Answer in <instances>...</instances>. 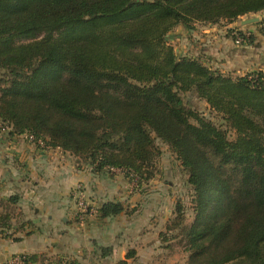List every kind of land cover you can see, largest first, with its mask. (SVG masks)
<instances>
[{"label":"trees","instance_id":"obj_1","mask_svg":"<svg viewBox=\"0 0 264 264\" xmlns=\"http://www.w3.org/2000/svg\"><path fill=\"white\" fill-rule=\"evenodd\" d=\"M263 10L264 0H0V125L136 187L158 175V141L193 192L192 222L177 204L165 227L186 264H264V75L232 77L167 41L178 26ZM186 94L220 124L187 106ZM121 212L96 208L100 218Z\"/></svg>","mask_w":264,"mask_h":264},{"label":"crops","instance_id":"obj_2","mask_svg":"<svg viewBox=\"0 0 264 264\" xmlns=\"http://www.w3.org/2000/svg\"><path fill=\"white\" fill-rule=\"evenodd\" d=\"M257 14L263 19L241 27L223 21L197 22L190 30L178 27L186 34L189 55L202 57L208 67L235 76L264 75L259 24L264 10ZM237 32L252 35L251 42L236 45ZM8 131L0 132V219L6 218L0 224L10 227L0 228V264L21 256L32 258V264H152L162 256L159 235L165 223L158 218L163 214V194H131L120 172L95 173L68 152L40 147L26 135ZM151 181L158 184L155 178ZM76 186L96 208L114 203L122 212L76 222L71 199ZM102 248L111 251L103 256Z\"/></svg>","mask_w":264,"mask_h":264},{"label":"rangeland","instance_id":"obj_3","mask_svg":"<svg viewBox=\"0 0 264 264\" xmlns=\"http://www.w3.org/2000/svg\"><path fill=\"white\" fill-rule=\"evenodd\" d=\"M259 17L262 18L263 15L262 14L260 15L250 14V15L243 16L235 21V25H236L235 27L243 26L241 22L247 19L257 18L259 20ZM251 24H248V25H251ZM185 38H186V34L184 32V29H182L181 27L176 28L171 33V35L167 37L168 44H170L176 50V53L178 56H185V55L190 54L188 53V50H187L189 48L188 40ZM224 74H227L226 71L224 72ZM232 77H235V75H232ZM183 101L187 106H189L195 112H197L198 115L206 119H209L210 121L216 124H220V120L218 116L212 111H210L209 107L204 101L198 100L197 98L192 97L188 94L183 96ZM228 137L229 139H232L233 133L229 132ZM156 144L160 150V157L157 162L159 172H158V175L155 177V180L158 184H154L155 182L151 181V182H148L147 184H143L141 187H136L134 186L133 183H130V193L134 194L136 192L141 191L140 194L143 193L148 196L149 195L151 196L152 194H154V191H155V194L156 193L163 194L161 196V199L164 200V205H163V210H162L163 214L159 216L158 218V220L161 218L160 219L161 225L165 223L164 224L165 226L159 235V241H160V244H162V248H163L159 251L160 253L159 255H162V256L157 258L155 261H153L154 263L152 264H155V263L156 264H186L187 254L184 251L183 244H180L178 239H171V235L173 234L169 232L167 233L165 230V227L167 223L169 222V220L172 218V215H170L171 214L170 212L173 213L177 204H180L183 207L185 221L188 224L192 222L193 211L191 208L192 206L191 200H192L193 192L190 186L187 184V176L182 171V168L179 162L176 160L175 156L170 153V151L167 149L165 145H162L158 141L156 142ZM114 172L117 173L119 171L117 170L111 171V173H114ZM146 185L149 186V188H146ZM159 186L163 188L161 190H157V187ZM72 202L74 206L73 199H72ZM129 210H132V209H127V211ZM84 221L85 220L78 221V223L84 222ZM163 235L169 241L166 240L165 242H163L161 240V237H163Z\"/></svg>","mask_w":264,"mask_h":264},{"label":"built area","instance_id":"obj_4","mask_svg":"<svg viewBox=\"0 0 264 264\" xmlns=\"http://www.w3.org/2000/svg\"><path fill=\"white\" fill-rule=\"evenodd\" d=\"M264 28V25H263ZM243 39L237 38L235 41L236 45L242 44ZM0 131H5L8 130L6 127H1ZM32 142H34L36 145L45 148L44 143L40 140L36 141L33 139V137H28ZM114 171V170H112ZM74 201V206H75V216L78 218L80 221H83L85 217L88 216H93L96 214V208L88 201L83 195L82 189L80 186H76V188L73 191L72 197ZM9 264H23V261L20 257H14L10 260Z\"/></svg>","mask_w":264,"mask_h":264},{"label":"water","instance_id":"obj_5","mask_svg":"<svg viewBox=\"0 0 264 264\" xmlns=\"http://www.w3.org/2000/svg\"><path fill=\"white\" fill-rule=\"evenodd\" d=\"M257 21H258L257 18L247 19V20L242 22V25H248V24H251V23H256Z\"/></svg>","mask_w":264,"mask_h":264}]
</instances>
